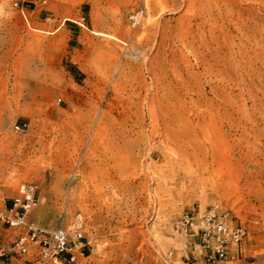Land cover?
<instances>
[{
    "label": "rangeland",
    "instance_id": "rangeland-1",
    "mask_svg": "<svg viewBox=\"0 0 264 264\" xmlns=\"http://www.w3.org/2000/svg\"><path fill=\"white\" fill-rule=\"evenodd\" d=\"M46 1L0 0V215L34 183L81 264H192L175 223L218 206L264 264V0Z\"/></svg>",
    "mask_w": 264,
    "mask_h": 264
},
{
    "label": "built area",
    "instance_id": "built-area-1",
    "mask_svg": "<svg viewBox=\"0 0 264 264\" xmlns=\"http://www.w3.org/2000/svg\"><path fill=\"white\" fill-rule=\"evenodd\" d=\"M15 5L25 15L23 7L18 2ZM27 128L26 123L15 126L18 133H24ZM41 202L38 186L23 183L18 194L0 215L3 225L18 231L9 245H3L0 240V264L22 256L30 257L31 264H81V259L89 258L87 251L93 252L104 247L102 244H91L84 231L82 215L76 217L73 229L69 228L66 215L60 217L55 229H48L32 221L29 216ZM175 229L188 238L186 247L199 250L203 256L202 262L192 264H229L234 255L233 249L236 248L238 253L247 236L246 228L230 223L218 206H212L203 213H186L175 223Z\"/></svg>",
    "mask_w": 264,
    "mask_h": 264
},
{
    "label": "bare ground",
    "instance_id": "bare-ground-1",
    "mask_svg": "<svg viewBox=\"0 0 264 264\" xmlns=\"http://www.w3.org/2000/svg\"><path fill=\"white\" fill-rule=\"evenodd\" d=\"M66 221H67V219H66Z\"/></svg>",
    "mask_w": 264,
    "mask_h": 264
}]
</instances>
